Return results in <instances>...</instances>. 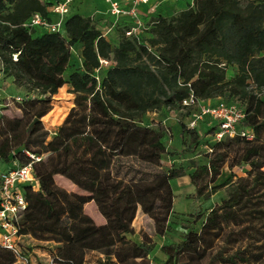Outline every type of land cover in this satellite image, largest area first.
Masks as SVG:
<instances>
[{"label": "trees", "instance_id": "trees-1", "mask_svg": "<svg viewBox=\"0 0 264 264\" xmlns=\"http://www.w3.org/2000/svg\"><path fill=\"white\" fill-rule=\"evenodd\" d=\"M56 1L0 0V72L34 93L15 101L18 116L0 113V164L11 168L14 161H31L36 180L35 187L21 185L26 205L18 233L55 243L51 264H84L87 251L102 253V264H150L151 239L137 243L127 234L133 232L139 203L153 219L155 232L165 233L174 197L170 179L184 174L186 166L135 177L128 170L121 174L119 162H150L166 153L165 130L137 120L163 107L185 108L181 101L192 91L204 102H237L245 113L241 124L252 128L254 137L209 142L197 127L184 123L183 146L174 153H192L209 143L200 167L210 181L220 174L230 151L235 152L230 167L249 168L246 176L230 172L214 186L228 185V196L207 212L199 232L189 227L175 244H162L164 264L202 260L217 242L222 245L213 259L222 264H264V99L259 97L264 92V1L192 0L176 14L151 17L137 36L125 34L130 23H117L120 39L115 45L90 16L79 13L66 14L61 31L35 33L24 25L34 12L49 19ZM143 31L152 36L144 38ZM75 43L79 67L64 77ZM101 59L113 61L104 73ZM231 64L237 71L227 79ZM65 83L72 105L48 130L42 117ZM215 126L211 123L205 133ZM55 175L84 193L58 187ZM189 179L195 184L194 172ZM88 201L99 207L105 223H95L83 211ZM199 217L198 212L194 219ZM36 220L40 225L31 226ZM18 255L0 246V264L28 263V254L20 250Z\"/></svg>", "mask_w": 264, "mask_h": 264}, {"label": "rangeland", "instance_id": "rangeland-1", "mask_svg": "<svg viewBox=\"0 0 264 264\" xmlns=\"http://www.w3.org/2000/svg\"><path fill=\"white\" fill-rule=\"evenodd\" d=\"M182 1L184 7H186V0ZM188 1L191 2L192 0ZM93 4L98 6L108 5L106 0H92V2H89V0H80L79 2L74 1L71 5L70 11L67 14L79 13L83 16H87L94 11ZM99 26L100 25L98 24V27ZM116 28L117 27L115 26V29L106 35V37H108V39L114 45L120 39L119 31ZM34 29L35 33L43 30V28L39 26L35 27ZM141 34H145L144 38L152 36V34L147 32L145 33L144 31ZM78 46V43H75L71 47L72 53L69 59L70 65L65 70L64 77H66L68 72L73 68L79 67V61L75 54V50L78 48ZM152 50L157 52L155 46L152 47ZM112 64L113 61H109L107 64H104L101 72L104 73L105 70ZM236 71L237 66L235 64L228 65L226 68V78L231 79ZM18 88L19 87H16L12 83L10 76H4L0 72V106H2L1 113L6 114L7 116H18L20 112L13 97L19 96L21 99H24L26 97L34 96V93L27 92L21 87L20 88L22 91H19ZM67 89L68 84L65 83L57 89L56 93L52 95V106L49 110L50 112L46 117H42V120H44L43 124H45L47 128H49L47 125L48 123L53 122L55 124V122L60 118L63 119L68 108L72 105L73 95L72 93L68 92ZM259 97L260 99H264V92H260ZM213 102H215V100L205 101L204 104L213 105ZM5 103H7L6 106H4ZM195 109L196 111L198 110V108ZM191 111L192 107H163L159 110L148 111L142 114V116L137 120L140 125H148L155 128L161 127L165 130L166 134L163 138V141L166 143L167 151L160 158L150 162L138 161L135 158H120L119 163L122 165L120 168V173L122 174L125 170H128V176L135 177L150 176L156 171L167 170L169 167L179 164H184L186 166V172L184 174L172 177L170 179V184L174 194L172 206L173 211L168 218L169 225L165 233L163 235L157 234L155 232L153 219L145 213V215H142L143 212L141 210L142 213L139 212L136 214L132 222L133 232L127 234V238L137 243L146 238L151 239L152 248L150 250V254L147 256L150 264H164L167 256L161 250L160 246L162 243L165 242L175 244L181 240L183 233L189 227L199 232L202 221L207 212L214 205L221 203V201L228 196V185H220L217 188L214 186H217L226 180L230 172H235L239 176H246L245 170L249 168L246 164L234 165L233 167H230V163L232 162L235 154L234 151H230L229 155L227 156V162L223 165L220 174L217 175L213 181H210V178L207 176L205 170L200 167L203 162H206V159L204 158V151L206 150L207 146H210L209 143L205 144V142H203L197 146L192 153H174L175 151L178 152L183 146L181 136L182 125L184 123H188ZM210 125L211 122H199L197 129L203 135V138L205 137L204 139L212 142L215 141L214 136L210 133H205V130ZM193 172L195 184H192L189 179V173ZM54 183L58 187H61L68 192H74L78 194L84 193L83 190L63 176L55 175ZM139 202L140 201H138V203ZM83 211L92 219L97 220V223L101 221V219H99L100 216H103L99 207L95 205L93 201L86 202L83 205ZM198 212L200 213V217L194 219ZM103 221L104 220L102 219V222ZM30 225L33 227H38L40 225V220H36ZM227 228H232V226L230 225ZM18 245L23 253L28 254V263L21 262L19 264H51L50 254L54 252L56 246V244L52 241L38 240L30 235H22L19 238ZM221 245V242H217L202 260L191 261L188 264H222L213 259V254L220 248ZM184 259L185 258L182 257L180 261H183ZM103 260L104 255L102 253L98 251H87L84 257V264H102Z\"/></svg>", "mask_w": 264, "mask_h": 264}, {"label": "built area", "instance_id": "built-area-1", "mask_svg": "<svg viewBox=\"0 0 264 264\" xmlns=\"http://www.w3.org/2000/svg\"><path fill=\"white\" fill-rule=\"evenodd\" d=\"M75 0H58L50 6L49 19L43 18L39 13L34 12L30 15L24 25L28 27H41L47 31H61L62 21L64 16L70 11L71 5ZM108 3L109 12L117 17L132 18L131 26L126 30L127 36H137L145 27V22L139 15L138 5L147 3L148 0H123L128 3V6H122L118 0H106ZM154 9L151 7L150 11ZM57 16L52 19L51 15ZM124 22L123 19L116 21L117 23ZM129 23V22H126ZM104 34V33H103ZM15 58V55H13ZM101 64H107L106 59L100 60ZM14 101H20L19 96L13 97ZM181 104L185 107H192L191 114L188 119L187 126L195 128L199 122L207 121L215 124V129L212 133L214 140L231 138L239 135L247 140H252L254 133L252 128L242 126L241 122L245 117L243 107L238 103L227 104L219 101L214 105H205L204 101L196 97L192 91L186 96ZM7 103L4 104L6 106ZM0 106V113H1ZM195 108H198L196 111ZM207 146V145H206ZM207 151L211 150L210 146L206 147ZM30 158L37 160L38 156H33L27 151H24ZM29 183L33 187L36 185V180L33 176L31 161L25 164L13 162L11 168L0 169V246L19 254L20 248L18 241L21 234L18 233L17 222L22 216L26 205L25 198L22 194L21 185ZM19 256V255H18ZM24 262V259H21Z\"/></svg>", "mask_w": 264, "mask_h": 264}, {"label": "crops", "instance_id": "crops-1", "mask_svg": "<svg viewBox=\"0 0 264 264\" xmlns=\"http://www.w3.org/2000/svg\"><path fill=\"white\" fill-rule=\"evenodd\" d=\"M76 2H79L80 0H75ZM84 1V0H81ZM120 1L122 6L127 7L128 3L123 1V0H118ZM89 2H92V0H89ZM186 7H184L183 5V1L182 0H148L147 3H141L138 5V10H139V15L141 17V19L146 22L148 21L151 17H155L157 15H173L175 13H177L178 11L187 8L190 4H192V1L189 2L188 0H186ZM94 5V4H93ZM94 11L92 13H90L87 16H90L94 22L95 25L98 24L100 25L98 28L101 29V31L104 33V35L106 36L107 34L111 33L116 26V21L123 19V21L125 22H132V18L130 16L127 17H120L117 18L115 16H113L108 9V5H102V6H98V5H94ZM153 8V11H150V8ZM110 18H108L107 17ZM51 18L54 20L57 18L56 15L52 14ZM112 18V19H111ZM19 91H22L21 88H18ZM50 111H48L43 117H46L48 115ZM62 118H60L58 121L55 122V124L53 122L48 123L47 125L49 126V128L46 127L48 130L50 129H54L60 122H61ZM44 122V120H42ZM4 168V164H1V168ZM173 211V210H172ZM141 212V208L138 207L137 213ZM142 213V212H141ZM142 215H145L144 213H142ZM101 221H99V223H97V220L93 219L95 223L97 224H103L105 223V218L104 216H100ZM102 219L104 220L102 222ZM102 222V223H101ZM165 243V242H164ZM162 243V244H164ZM161 244V246H162ZM160 246V247H161ZM21 260H16L14 261L12 264H19L21 263Z\"/></svg>", "mask_w": 264, "mask_h": 264}]
</instances>
